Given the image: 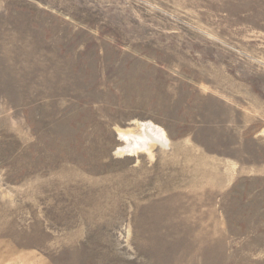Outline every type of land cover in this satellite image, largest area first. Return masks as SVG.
<instances>
[{
	"label": "rangeland",
	"instance_id": "rangeland-1",
	"mask_svg": "<svg viewBox=\"0 0 264 264\" xmlns=\"http://www.w3.org/2000/svg\"><path fill=\"white\" fill-rule=\"evenodd\" d=\"M0 264H264V0H0Z\"/></svg>",
	"mask_w": 264,
	"mask_h": 264
},
{
	"label": "bare ground",
	"instance_id": "bare-ground-1",
	"mask_svg": "<svg viewBox=\"0 0 264 264\" xmlns=\"http://www.w3.org/2000/svg\"><path fill=\"white\" fill-rule=\"evenodd\" d=\"M157 134V133H156ZM125 135H127V134H125ZM143 137V136H142ZM127 138V137H126ZM128 138H130V137H128ZM127 138V139H128ZM133 145H135L134 147V149H137V148H139L140 146L139 145H141L138 141H136V143L135 144H133ZM133 147V146H132ZM134 149H131L132 151L134 150ZM143 149V148H142ZM140 150V149H139ZM138 151V150H137Z\"/></svg>",
	"mask_w": 264,
	"mask_h": 264
}]
</instances>
